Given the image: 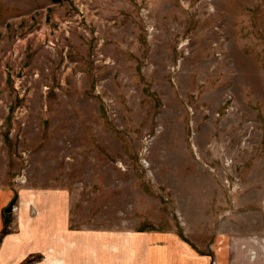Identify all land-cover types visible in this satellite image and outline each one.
Here are the masks:
<instances>
[{"label":"rangeland","instance_id":"1","mask_svg":"<svg viewBox=\"0 0 264 264\" xmlns=\"http://www.w3.org/2000/svg\"><path fill=\"white\" fill-rule=\"evenodd\" d=\"M0 201V240L264 264V0H0Z\"/></svg>","mask_w":264,"mask_h":264},{"label":"crops","instance_id":"2","mask_svg":"<svg viewBox=\"0 0 264 264\" xmlns=\"http://www.w3.org/2000/svg\"><path fill=\"white\" fill-rule=\"evenodd\" d=\"M1 206V201H0ZM27 208H19V215L21 219V214L23 211H26ZM23 217L28 215V212H25L22 214ZM37 215V216H36ZM36 215L34 217H28V220L24 224L23 221H20V223H16V232L17 233H10L6 236H3L0 240V264H21L26 260L30 254L34 253H44L46 255L45 263L43 264H53V261L55 259H60L62 264H79L80 260L85 261L86 259H91L94 264H103V254H102V246L104 245L107 248H111V253L116 251L117 249L120 252V249H124L127 251L129 250V255H126V259L128 264H209L210 258L209 255H201L200 253H191V256L188 257V255H185L183 253H180V255H177L180 250H174L175 256H172L171 259H168L164 256L165 253H161V255H157L158 253H155L157 250H160L158 247L160 244L157 245H151L148 244V239L144 240V242H139L136 240L134 243V240H129V246L126 248L122 243L124 241L117 240L114 242L115 244L112 246L106 245L107 240H102V234L98 232H93L92 236L89 237H83L79 238V245L75 244L73 242L66 243L64 241V238H58L59 235L63 236L62 230H65L67 224L65 219L63 218L62 221H58V224L55 222V220L52 221V229L56 230L54 232L53 241L50 242V236L47 234V231L44 229V227H39L43 225V220L41 215L38 216L37 211ZM3 221L0 216V228H2ZM18 224V225H17ZM46 226L47 222L45 223ZM33 227H39L42 234L46 236V242L45 240L42 242H38L36 240L37 234H33V231H36V228L33 229ZM18 230V231H17ZM20 231V232H19ZM104 241V242H103ZM170 241V240H168ZM64 243V245L62 243ZM103 243V244H102ZM236 244L239 245V247H243L244 243L240 242L238 243L236 241ZM119 245V246H118ZM94 247L92 254L85 255V249ZM161 248V249H162ZM263 248L256 249V252L253 253L256 257H263L264 258V251ZM171 249V248H169ZM176 249V247H175ZM166 249L163 248V251ZM60 252L56 253L55 252ZM162 251V250H160ZM182 251V250H181ZM58 255V256H57ZM113 255V254H112ZM169 257V256H168ZM254 257L252 256V259ZM170 261L168 263V261ZM116 261L109 260L110 263ZM218 261L221 264H226V257L221 255L218 258ZM121 264H125L123 261H121ZM229 263H231V260H229ZM42 264V263H40Z\"/></svg>","mask_w":264,"mask_h":264},{"label":"water","instance_id":"3","mask_svg":"<svg viewBox=\"0 0 264 264\" xmlns=\"http://www.w3.org/2000/svg\"><path fill=\"white\" fill-rule=\"evenodd\" d=\"M11 212V207H9L8 209H6V213H10Z\"/></svg>","mask_w":264,"mask_h":264}]
</instances>
